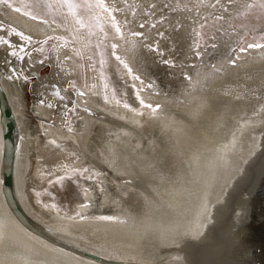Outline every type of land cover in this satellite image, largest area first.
<instances>
[{"label":"bare ground","instance_id":"1","mask_svg":"<svg viewBox=\"0 0 264 264\" xmlns=\"http://www.w3.org/2000/svg\"><path fill=\"white\" fill-rule=\"evenodd\" d=\"M154 2L162 5L174 0ZM226 2L222 0V3ZM184 3L192 7L195 0H182L181 8ZM209 11L201 9V14L207 15ZM229 11L232 17L224 13V21L213 27L209 20L204 29H200L197 23L195 10L169 15L173 25L179 18L181 27L178 31L168 25L160 28L165 31L166 38L160 40L159 48L165 53L163 59L174 61V67L161 63V58L154 53H143L147 78L156 82L160 92V95H153L151 91L141 93L146 102L161 105V111L157 113L159 118L154 122L149 119L150 112L146 108L141 109L143 116H136L123 107L127 103L139 108V104L132 89L116 72L114 60L107 70V82L110 89L115 88L116 98L122 101L119 105L111 100V91L108 92L111 103L104 102V82L99 79L98 72L89 68L92 61L88 60L89 52L82 45L74 47L82 52L83 59L70 51L73 45L65 48L60 46V41L49 40L51 51L47 43L43 53L33 51L31 59L26 58L22 63L0 48V84L8 96L15 119L14 193L19 207L32 222L52 237L115 261L264 264V50L239 53L237 65L230 67L224 63L222 74L212 76V70L207 67L208 61L221 67L222 60L234 58L236 54L230 56L228 52L231 47H239V36L244 34L240 25L247 24L256 29L245 37V43L252 42V36L259 38L264 31V19L240 16V4L230 6ZM159 15L161 13L157 12V17ZM128 18L131 19L130 14ZM55 19L61 24L64 22L62 17L56 16ZM67 22L71 23V18ZM0 23L32 35L36 47L39 46L35 41H45L49 36H68L62 28L55 25L50 28L7 8L0 10ZM217 28L221 30L217 31ZM194 29L201 32L202 45L215 43L218 46L215 50L208 47L203 68L193 52ZM233 29L237 34H232ZM134 30L144 31L135 25ZM213 34L216 39H209ZM151 35L155 38V30ZM5 38L13 42L18 40L14 36ZM113 42L121 43L119 40ZM200 51L204 52V48L201 47ZM118 54L127 55L123 48L118 49ZM67 55H72V59L64 62L66 71L61 72L56 58L63 60ZM45 56L48 59L40 64ZM9 59L13 66L22 70L24 77H34L35 80L30 84L29 79L26 82L23 78L14 77L9 81L6 78L11 74L12 66L6 62ZM46 67L47 73H41ZM186 74L201 82L204 74L212 78L201 91L184 79ZM70 80L75 89L69 88ZM27 84L34 117L28 115L23 104ZM85 84L91 86L90 90L84 88ZM56 89L61 90L64 100L53 95ZM80 90L86 91L84 97L76 94ZM41 100L54 107L42 106ZM73 105L76 110L70 113L71 131H68L64 126L66 106L71 109ZM84 109H90L92 114ZM218 112V125L214 123L210 127L209 121L214 120ZM34 118L37 122L33 121ZM245 121L248 124L244 131L238 133L237 147L241 151L231 157L233 165L242 174L233 175L222 193L221 185L226 174L215 173L217 186L207 196L212 201V222L206 226L203 236L198 241H181L179 247L169 244L155 260H147L146 249L138 239L146 229L165 227L169 214L177 218V228L183 229L185 221L194 220L199 211L195 205L201 198L202 189L196 182L191 164L197 146L201 159L196 161L195 167L204 176L213 175L204 169V157L218 141H230L229 130H235ZM2 159L0 112V218L8 223V237L17 241L21 250H30L43 264H98L49 243L20 223L1 192ZM64 165L69 169L86 167L89 171L81 177L70 171L66 173ZM93 172L96 175L92 176ZM66 174L72 179L63 184L55 183ZM217 197L223 202L217 203ZM53 204L56 209L52 208ZM84 204L88 206L84 207ZM121 213L127 218V225L98 219L102 216L118 217ZM134 213L143 216L136 227H132L136 223ZM160 256L164 257L163 261ZM176 256L182 260L176 261ZM0 264H9V261L0 260Z\"/></svg>","mask_w":264,"mask_h":264},{"label":"snow or ice","instance_id":"2","mask_svg":"<svg viewBox=\"0 0 264 264\" xmlns=\"http://www.w3.org/2000/svg\"><path fill=\"white\" fill-rule=\"evenodd\" d=\"M182 0H174L173 3H164L158 5L156 2H144V0H0V10L4 8L10 9L12 12L19 13L25 17H28L32 21H36L43 25H48L50 28L55 25L56 28H62L68 33L66 37H51L49 36L45 41H35L32 35L26 34L24 31L17 30L11 25L5 26L0 23V48H4L8 52V56L14 58L17 62H24L27 59H31L33 51L44 52V48L48 43V40L60 41V46L68 48L69 45H73L70 49L72 53H75L81 59L83 54L78 50L75 45H82V48L89 52L88 60L92 61L89 68L98 72L99 79L103 81V99L105 103H111V100H115L117 105L121 104V100L116 98L115 88H111L109 83V76L107 70L111 65V61H115V70L121 75V78L125 80L126 86L130 87L133 91V95L139 104V108H133L131 105L124 103L123 107L136 116H143L141 109H148L150 112V120L156 121L159 117L157 113L161 111V105L146 102L141 93L151 91L153 95H160L157 90V85L154 80H148L145 70V58L143 53H154L157 57L161 58V63L169 67H174L175 63L170 59H163L165 53L160 50L159 42L161 39H165V31H161L160 28H165L166 25L173 27L178 31L181 27L179 18L173 25V22L169 19L171 13H177L178 11H184L191 13L195 10L197 14V23L200 29H204L209 20L213 22V27L220 24L225 20L224 13H228L229 17H232V13L229 11V7L240 4L242 11H239L240 16L244 17H257L264 19V0H227L226 3H222V0H195L192 7H189L188 3L183 4L181 8ZM18 5V6H17ZM123 5V6H121ZM201 9L210 10L207 15L201 14ZM157 12L161 15L157 17ZM129 14L131 19L128 18ZM52 16L53 19L49 20L48 17ZM59 16L63 18V23H59L55 17ZM119 17V18H118ZM68 18H71V23H68ZM136 21H139L138 25ZM134 25L144 31L134 30ZM222 27V26H221ZM244 29V34L239 36V47H231L228 55L236 54L234 58L221 61V67H217L215 63L208 61L207 67L212 70V76L222 74L224 71L223 64L227 63L230 67H235L237 61L240 59L239 53H248L249 50H264V31H261L259 38L252 36V42L245 43V37L251 32L255 31V27L249 28L247 24L239 26ZM55 30V29H53ZM152 30H155V38L151 35ZM167 30V28H166ZM221 28H217L220 31ZM195 32V47L193 49L194 55L197 60H201L200 67L203 68L205 63L203 57L207 53L208 47L213 50L217 49V44L212 43L210 45L201 44V32L194 29ZM223 34V33H222ZM233 35L237 34L233 29ZM17 37L18 40L13 42L11 39L5 37ZM153 39V42H149ZM209 39L215 40L216 37L213 34ZM119 40L121 43H115L113 41ZM204 48V52L200 51V48ZM123 48L127 55L118 54V49ZM212 55V53H208ZM48 59L45 56L39 62L44 64ZM72 55H67L61 60L56 58L57 67L61 72H65L64 62L71 60ZM11 67V74L6 78L11 81L14 77L23 78L27 82V77L23 76L22 70H18L13 66L11 59L6 61ZM97 64L99 67H97ZM190 67H195L190 65ZM208 74H204L203 82L199 79H195L193 76H184V79L193 85V87L203 90L204 85L208 79L212 78ZM131 82V83H129ZM138 82V85L137 83ZM70 87L75 89V85L69 82ZM89 85L85 84L84 88L90 90ZM111 91V100L108 92ZM80 97L86 95L85 90H80L76 93ZM98 94V93H93ZM53 95L60 100H64L65 97L61 95V90L56 89ZM240 97H237L239 99ZM177 103L182 101L177 100ZM42 106L46 105L48 108H53L52 103H47L44 100L40 101ZM76 106L73 105L71 109H67L65 116L68 112L74 113ZM91 115L90 109H84ZM220 120V113L218 112L214 120L209 121L210 127L215 123L218 125ZM147 123V121H146ZM70 120L65 121V127L68 131L71 128L68 127ZM248 124L247 121L239 123V126L235 130H229L231 140L225 142L224 140L218 141L217 146L204 157L203 167L208 173H213L211 176H204L200 170L195 167L197 160L201 159L199 155V146H197L196 152L193 154L191 164L193 173L196 177V182L200 185L202 192L201 198L195 205L199 211L195 214L194 220L189 218L185 221V227L178 229L175 223L176 217L169 214L166 219V225L159 229H146L143 236L138 237L141 241L142 248L146 249V259L153 261L159 256V253L166 249L169 244L175 247L180 246V242L191 239L198 241L204 234V230L208 224L212 222L211 207L212 201L207 199L209 192H211L218 183V176L215 174L217 171L220 174H226L224 184L221 185V192L223 188L227 186L229 180L237 172L242 174V171L233 165L231 157L237 155L241 151L237 147L238 133H242L244 128ZM218 130L214 129V131ZM253 139L255 137L253 136ZM48 143H54L49 141ZM58 147V146H57ZM65 172H71L83 177L84 173H87L88 168L81 169H69L67 165L63 166ZM96 175L95 172L91 174ZM71 175L60 176L55 183L63 184L65 180H71ZM91 179V176L88 177ZM98 183V182H97ZM217 203H222L217 197ZM87 207V204L83 205ZM53 209H56V205H52ZM79 216V213H76ZM136 216V223L132 227H136L143 219L142 214L134 213ZM72 217H69L71 219ZM83 217H81V220ZM98 219L108 222H115L119 225H127V218L123 214H119L118 217L102 216ZM8 223L5 219L0 218V260H7L9 264H43V261L36 259L30 252V250H21V245L8 237ZM62 251V250H61ZM176 261L182 260V257H174ZM160 260L163 261L164 257L160 256Z\"/></svg>","mask_w":264,"mask_h":264},{"label":"water","instance_id":"3","mask_svg":"<svg viewBox=\"0 0 264 264\" xmlns=\"http://www.w3.org/2000/svg\"><path fill=\"white\" fill-rule=\"evenodd\" d=\"M0 112H1V125L3 136V159H2V195L5 199L7 206L10 208L15 217L20 223L26 227L29 231L35 235L40 236L49 243L60 247L66 251L84 257L90 261L98 264H141L136 262H124L110 260L104 257H100L93 253H89L69 243L61 241L41 230L38 225L32 222L21 210L14 193L15 184V156H16V144H15V119L12 107L10 105L8 96L4 91L3 86L0 84Z\"/></svg>","mask_w":264,"mask_h":264},{"label":"rangeland","instance_id":"4","mask_svg":"<svg viewBox=\"0 0 264 264\" xmlns=\"http://www.w3.org/2000/svg\"><path fill=\"white\" fill-rule=\"evenodd\" d=\"M48 44H49V47H48V49H49V51H51L52 50V48L50 47L51 46V43H50V41L48 40ZM18 70H20L19 68H18ZM47 71H48V67H46V68H43L42 70H41V73H47ZM29 79V80H28ZM27 80H28V84H30L33 80H35L34 79V77H29ZM70 82L72 83V81L70 80ZM27 84V85H28ZM73 84V83H72ZM69 85V84H68ZM27 87H28V90H27ZM69 88L70 89H73L72 87H70V85H69ZM23 104L24 105H26V110H27V113H28V115L29 116H33V112H32V109H31V101H32V96H31V93L29 92V85L28 86H26V89H24V94H23ZM30 107V108H29ZM70 111L68 112V116H67V119L66 120H70L71 119V116H70ZM34 117V116H33ZM33 121L34 122H37V120L34 118L33 119ZM36 124H39V123H36ZM64 126H65V124H64ZM68 127H69V125H68ZM66 128V127H65Z\"/></svg>","mask_w":264,"mask_h":264}]
</instances>
